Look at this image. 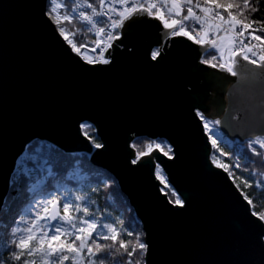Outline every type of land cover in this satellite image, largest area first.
<instances>
[{
    "label": "water",
    "instance_id": "95a60500",
    "mask_svg": "<svg viewBox=\"0 0 264 264\" xmlns=\"http://www.w3.org/2000/svg\"><path fill=\"white\" fill-rule=\"evenodd\" d=\"M49 0H0V217L19 160L34 141L63 146L71 154L85 153L94 165L119 184L153 246V264H261L249 244L244 209L224 181L222 169H209L211 139L197 123L195 107L208 120H231L220 131L233 143L239 133L264 129V71L241 61L238 75L208 69L197 71L196 53L172 46L161 26L135 30L124 41L128 48L113 52L111 72L85 75L39 21ZM161 44L165 58L150 62V49ZM190 43V42H189ZM210 50H202L201 56ZM99 128L108 144L97 155L77 119ZM134 127L163 134L177 146V158L130 166L126 144ZM127 133V134H126ZM147 160V158H145ZM160 163L168 185L190 199L183 214L169 211L167 186L156 177ZM214 168V166H213ZM10 173H12L10 175Z\"/></svg>",
    "mask_w": 264,
    "mask_h": 264
},
{
    "label": "snow or ice",
    "instance_id": "6c2138e0",
    "mask_svg": "<svg viewBox=\"0 0 264 264\" xmlns=\"http://www.w3.org/2000/svg\"><path fill=\"white\" fill-rule=\"evenodd\" d=\"M49 2L54 6L46 3L40 9L39 21L51 31L67 58L85 75L111 72L116 62L113 52L128 48L124 41L135 30H159L161 26L167 30L172 46L179 44L190 53H196L195 59L203 66L194 63L192 67L197 71L210 68L235 77L241 61L264 71V17L258 16L264 0H78L70 9L71 15L60 11L68 5L56 4V0ZM74 19L83 22L87 31L93 34L90 43L69 38L65 24ZM161 44L168 47L167 42L157 41L156 48L150 49V62L158 64L165 58ZM202 50H210V58L207 54L202 58ZM224 112V119H215L210 124L205 112L195 107L194 118L202 125V133L211 139L213 149L220 140L218 133L228 120H239L238 115H232L227 109ZM93 119L80 115L77 131L92 129L96 133L87 135V139L90 151L98 150L97 155H100L107 151L108 144L103 132L88 122ZM127 133L140 141L141 133L136 128L128 127ZM162 135L148 132L147 139L140 141L144 144L143 149H140V143L126 140L133 149L128 153L130 166L143 167L145 162L159 161L162 159L160 153L174 161L177 146L170 140L161 139ZM239 135L244 141L241 155H261L264 129L259 134L242 132ZM36 152L37 155L30 157L35 166L26 170L30 186L23 193L20 209L11 222L6 221L4 225L7 239L0 254V264H109L110 261L113 264H153V246L146 231H133L123 226L118 229L114 223L106 222V216L101 219L92 210L88 193L98 192L100 185L108 187V184L102 180H96V188L90 183L84 184L78 176L84 163L80 160L75 161V171H68L66 175L54 172L53 167L60 168L74 159L63 146L53 144L46 150L41 146ZM41 159L43 165L37 162ZM97 163L91 159L86 166L91 170ZM44 165H48L46 175ZM153 167L159 178L160 163ZM238 167L240 165L230 169L215 156L209 163L213 172L222 169L224 181L237 195L244 209L249 244L260 253L261 264H264V212L254 209L253 199L236 182L235 169ZM256 182L264 185V180ZM252 183V179L245 178V184L251 186ZM168 188L170 195L165 197V203L171 206L169 211L183 214L190 206V199L176 187L169 184ZM13 191L21 197L16 184Z\"/></svg>",
    "mask_w": 264,
    "mask_h": 264
},
{
    "label": "trees",
    "instance_id": "16d2710c",
    "mask_svg": "<svg viewBox=\"0 0 264 264\" xmlns=\"http://www.w3.org/2000/svg\"><path fill=\"white\" fill-rule=\"evenodd\" d=\"M56 4L68 5L67 8H61L60 11L71 15L70 9L73 7V5L70 0H56ZM49 6L54 5L49 3ZM258 16L264 17V7L261 8ZM65 27L77 42L81 43L87 38L86 28L83 22L80 20H71L65 24ZM83 133L86 137L87 135L96 134L92 129H83ZM218 135L220 136V140L217 146L213 149L212 157L215 156V158L220 163L229 165L230 169L236 165H240V167L235 169V174L237 176L236 182L239 183L241 188L253 199L254 209L257 212H264V185L256 182L264 180V151L261 152L260 156H254L251 155V153L241 155V150L244 143H233L220 132ZM145 139L147 138H140V141ZM140 141L135 139L134 142L140 143V149H143L144 144ZM49 145L53 144L44 141L32 142L28 146L24 156L18 162L17 169L11 182L10 192L0 217V254H2L4 251V246L7 239L6 229L4 227L5 222H11L12 217L20 209L24 191L30 186L28 177L26 175V170L35 166L30 157L37 155L36 150L41 146H43L46 150ZM72 155L74 157L73 160L68 161L60 168L53 167V171L59 172L60 175H66L68 171H75L76 160L84 162L81 164L82 171L78 173L79 178L84 184L90 183L91 187L96 188L98 187L96 180H102L105 184L109 185L108 187L100 185V190L98 192L88 193L90 201L92 202L91 208L96 212L97 216L101 219L106 216L112 223L115 224L118 229L123 226L130 228L133 231H139L141 229L143 230L141 222L137 218L128 198L121 191L116 179L107 171L97 168L94 165L90 170L86 166L87 161L90 160V156L88 154L76 153ZM37 162L43 165L42 159L38 160ZM47 168L48 165H44L45 175L47 174ZM96 173H99V175H96ZM254 173L256 175L253 177ZM109 177L111 179H108ZM245 178L253 180L251 186L245 184ZM113 180L115 181V184L112 183ZM49 182H51V178H49ZM14 184H16L21 190L22 195L20 198H18L16 193L13 191ZM166 193L170 195L168 186ZM9 209H11L10 212ZM121 221H123V225L121 224ZM125 238L128 239V237ZM109 264H113V262L110 261Z\"/></svg>",
    "mask_w": 264,
    "mask_h": 264
},
{
    "label": "rangeland",
    "instance_id": "374dc122",
    "mask_svg": "<svg viewBox=\"0 0 264 264\" xmlns=\"http://www.w3.org/2000/svg\"><path fill=\"white\" fill-rule=\"evenodd\" d=\"M69 38H74V37L69 33ZM207 55H208V58H210V53H208ZM158 179L162 182L163 185L168 186L167 178L163 171H161V176ZM106 222H111V221L107 219Z\"/></svg>",
    "mask_w": 264,
    "mask_h": 264
},
{
    "label": "bare ground",
    "instance_id": "6f19581e",
    "mask_svg": "<svg viewBox=\"0 0 264 264\" xmlns=\"http://www.w3.org/2000/svg\"><path fill=\"white\" fill-rule=\"evenodd\" d=\"M71 2H72V5H73V7L74 6H76L77 5V3H78V0H70ZM85 26V25H84ZM85 28H86V32H87V38L83 41V42H81V43H88L89 41H91V39H92V36H91V34H90V32H88L87 31V27L85 26ZM210 53V52H209ZM83 131V130H82ZM84 134V133H83ZM85 136V135H84ZM86 137V136H85ZM87 138V137H86ZM18 165V164H17ZM17 169V168H16ZM14 176V175H13ZM12 179H13V177H12Z\"/></svg>",
    "mask_w": 264,
    "mask_h": 264
},
{
    "label": "built area",
    "instance_id": "2783aa9c",
    "mask_svg": "<svg viewBox=\"0 0 264 264\" xmlns=\"http://www.w3.org/2000/svg\"><path fill=\"white\" fill-rule=\"evenodd\" d=\"M185 11H186V10H185ZM90 34H91V36H92V39H93V38H94V37H93V34H92V33H90ZM92 39H91V40H92ZM90 42H91V41H89L88 43H90Z\"/></svg>",
    "mask_w": 264,
    "mask_h": 264
}]
</instances>
